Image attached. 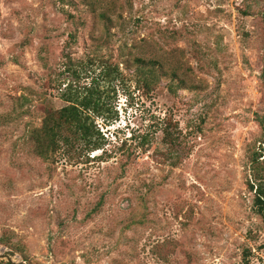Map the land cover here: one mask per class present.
<instances>
[{"label":"rangeland","instance_id":"1","mask_svg":"<svg viewBox=\"0 0 264 264\" xmlns=\"http://www.w3.org/2000/svg\"><path fill=\"white\" fill-rule=\"evenodd\" d=\"M263 10L0 0V237L12 246L0 249L25 264H264L246 186L264 112ZM88 89L101 148L29 153L45 113Z\"/></svg>","mask_w":264,"mask_h":264},{"label":"trees","instance_id":"2","mask_svg":"<svg viewBox=\"0 0 264 264\" xmlns=\"http://www.w3.org/2000/svg\"><path fill=\"white\" fill-rule=\"evenodd\" d=\"M264 16V10H263ZM264 46V41H263ZM148 70L149 77H153ZM144 81H147L143 78ZM260 80L264 85V69L261 71ZM87 94L76 102H70L68 106L59 110L47 111L42 119L41 126L30 130L27 134L26 144L29 143L28 151L37 158L47 159L57 150H62L66 157L87 154L101 148L97 137V130L92 126L87 112L99 114L100 109L90 89ZM87 111V112H86ZM259 127L257 146L255 143L247 146L246 159L249 179L246 180L248 191L252 192V206L256 213L264 217V112L256 116ZM163 139L170 138V133L163 130ZM50 154V155H49ZM49 155V156H48ZM0 245L12 248L11 244L0 237ZM13 250H15L13 248ZM245 255L243 260L245 261ZM0 264H9L0 260Z\"/></svg>","mask_w":264,"mask_h":264},{"label":"water","instance_id":"3","mask_svg":"<svg viewBox=\"0 0 264 264\" xmlns=\"http://www.w3.org/2000/svg\"><path fill=\"white\" fill-rule=\"evenodd\" d=\"M1 249H0V260H4L9 264H25V262L22 259H20L12 250L6 248H1Z\"/></svg>","mask_w":264,"mask_h":264}]
</instances>
